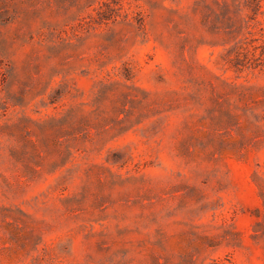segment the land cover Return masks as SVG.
Listing matches in <instances>:
<instances>
[{
	"label": "rangeland",
	"instance_id": "374dc122",
	"mask_svg": "<svg viewBox=\"0 0 264 264\" xmlns=\"http://www.w3.org/2000/svg\"><path fill=\"white\" fill-rule=\"evenodd\" d=\"M0 264H264V0H0Z\"/></svg>",
	"mask_w": 264,
	"mask_h": 264
},
{
	"label": "trees",
	"instance_id": "16d2710c",
	"mask_svg": "<svg viewBox=\"0 0 264 264\" xmlns=\"http://www.w3.org/2000/svg\"><path fill=\"white\" fill-rule=\"evenodd\" d=\"M261 0H247V4L249 5V7L254 11L257 12L259 9V3ZM240 51L237 52L234 60H233V66H235L236 68H241L242 65H246L248 63V61H244V58L242 59L240 56ZM245 53H243L244 55ZM255 56V55H253ZM252 61H249L250 65H252V67H257L258 65H260L259 62H255L256 61V57L252 58ZM243 61V62H242Z\"/></svg>",
	"mask_w": 264,
	"mask_h": 264
}]
</instances>
